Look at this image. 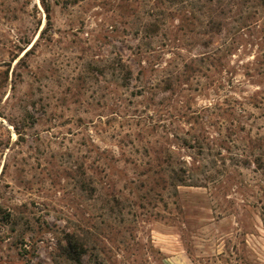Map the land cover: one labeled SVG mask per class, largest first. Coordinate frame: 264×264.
<instances>
[{
    "label": "rangeland",
    "instance_id": "1",
    "mask_svg": "<svg viewBox=\"0 0 264 264\" xmlns=\"http://www.w3.org/2000/svg\"><path fill=\"white\" fill-rule=\"evenodd\" d=\"M0 264H264V0H0Z\"/></svg>",
    "mask_w": 264,
    "mask_h": 264
},
{
    "label": "trees",
    "instance_id": "2",
    "mask_svg": "<svg viewBox=\"0 0 264 264\" xmlns=\"http://www.w3.org/2000/svg\"><path fill=\"white\" fill-rule=\"evenodd\" d=\"M79 246L73 237L67 239V246L64 248L65 253L68 257L73 259H79Z\"/></svg>",
    "mask_w": 264,
    "mask_h": 264
}]
</instances>
